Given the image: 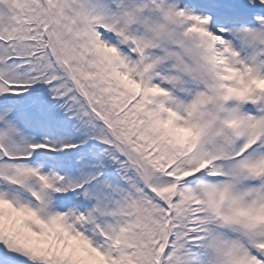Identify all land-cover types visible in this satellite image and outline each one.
Wrapping results in <instances>:
<instances>
[{"label":"snow or ice","instance_id":"6c2138e0","mask_svg":"<svg viewBox=\"0 0 264 264\" xmlns=\"http://www.w3.org/2000/svg\"><path fill=\"white\" fill-rule=\"evenodd\" d=\"M0 264H264V0H0Z\"/></svg>","mask_w":264,"mask_h":264},{"label":"rangeland","instance_id":"374dc122","mask_svg":"<svg viewBox=\"0 0 264 264\" xmlns=\"http://www.w3.org/2000/svg\"><path fill=\"white\" fill-rule=\"evenodd\" d=\"M75 119H70L69 127L65 133L55 135L54 142L59 145L62 143H79L82 135L85 134ZM103 146H101V152ZM72 161L71 165L58 171V175L63 177V185L67 191L58 194L70 202H79L95 206L107 204L114 198L123 194L125 190L115 187L110 181L111 174L119 171V167L112 163L108 165H95L90 162V157L84 148L70 150L65 154ZM111 166V167H110ZM98 168H104L105 171H97ZM114 168V169H113ZM87 193V196H85ZM55 203V198L53 199Z\"/></svg>","mask_w":264,"mask_h":264},{"label":"trees","instance_id":"16d2710c","mask_svg":"<svg viewBox=\"0 0 264 264\" xmlns=\"http://www.w3.org/2000/svg\"><path fill=\"white\" fill-rule=\"evenodd\" d=\"M116 167V165H115ZM119 171L114 172V174H111L110 181L113 185H116L115 187L119 188L120 190L126 189L125 181L121 178V172Z\"/></svg>","mask_w":264,"mask_h":264}]
</instances>
